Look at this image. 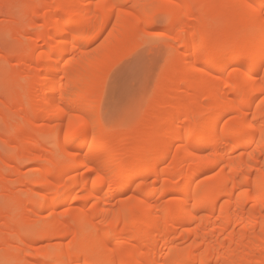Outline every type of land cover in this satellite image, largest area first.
<instances>
[{
  "label": "bare ground",
  "instance_id": "bare-ground-1",
  "mask_svg": "<svg viewBox=\"0 0 264 264\" xmlns=\"http://www.w3.org/2000/svg\"><path fill=\"white\" fill-rule=\"evenodd\" d=\"M26 1L23 8L28 7L31 23L27 30L19 26L17 33L25 37L21 33L27 34L30 26L32 37L24 50L14 45L16 50H5L4 58L24 67L9 71L8 94L20 87L25 96L13 95L20 103L10 104L12 94L4 97L0 83V154L5 151L22 163L52 164L46 159L48 148L62 138L60 164L40 168L35 163L33 169L44 186L39 196L55 215V234L46 239L82 240V260L72 246L61 250L67 264H264V0ZM12 2L2 0L1 6ZM42 11L47 16L39 26ZM159 15L169 34L150 41L169 40L166 46L178 48L147 117L123 128L124 137L114 135L98 121L101 86L110 65L120 61L118 56L140 33L155 26ZM215 24L221 28L211 37L209 28ZM229 69L231 76L223 83ZM178 112L182 118L170 119ZM228 115L232 119L224 121ZM14 120L26 124L10 130ZM46 127L51 130L47 137ZM176 143L182 144L174 155L176 168H160ZM10 160L0 157L3 171ZM66 161L70 165L62 166ZM23 166L17 167L20 178L4 188L8 205L0 211V221L5 212L16 213L10 214L11 221L3 219L9 222L7 229L16 228L20 209L36 213L42 207L32 199V189L25 190L24 200L17 197L19 186L34 184L38 176L34 172L27 176L30 181L23 179ZM77 168L86 170L81 177L73 174ZM216 168L215 177L201 179ZM3 171L0 183L6 181ZM65 191L69 194L59 197ZM164 191L181 193L174 203L160 204L154 196ZM127 192L141 198L119 199ZM70 200L81 205L64 216L56 214ZM81 227L100 233L93 247ZM6 245L12 249L11 240Z\"/></svg>",
  "mask_w": 264,
  "mask_h": 264
},
{
  "label": "rangeland",
  "instance_id": "rangeland-1",
  "mask_svg": "<svg viewBox=\"0 0 264 264\" xmlns=\"http://www.w3.org/2000/svg\"><path fill=\"white\" fill-rule=\"evenodd\" d=\"M12 1H13L12 5L13 4L14 5L13 6L12 5L7 6V7L4 6V8H6V9H4L3 5L1 6L2 0H0V42L4 43V45H5L4 46L3 44L0 43V45L2 46V47L0 46L2 48V51L0 52V83L3 86L2 89L4 88L3 89L4 91L2 89H0V90H2L3 95L5 93L6 96L4 95V97L9 98L10 94H12L11 98H10L11 100H9L8 98H6V99L9 100V103L13 102L10 104H15L16 102L20 103V101H17L18 99H15V98L13 99L12 98V97H14L13 95H15L17 98L18 97L20 98L21 95L25 96V95H23L24 92L21 91V88L19 87L17 90L14 91L15 93L13 92L14 94L11 92H10V94H8V90H9L8 87L9 86H7L8 85L7 82L9 79V71L14 67H20L21 65L17 64L16 60H10L8 63H5V61H4L5 54H6L5 50H6L7 54L9 52H11V49L16 50V49H13L15 46L19 47L17 49L24 50V48L26 47V44L30 41V37H32L31 32L33 30L30 29L31 27L29 26L27 34L30 31H31L30 32L31 34L29 33L27 35V34H25L26 32L23 33L24 30L23 31L21 30L23 34L21 33V31L19 33H21V35H23L25 37L19 36V34L17 33L19 31V26L22 27L20 29H23V27H25V26L26 27L24 29L27 28L28 24L31 23V17H30L31 15H29L31 13L29 12V10H27L28 9L27 6H26L27 8H23L24 5H27L26 0H25L26 4H24V5H23L24 0H12ZM25 12H28V13H25ZM40 13H41L40 18H38V20H36V21H37V24L39 26H41V25L43 26L44 21H45L44 18L47 15L44 11H42ZM24 16L25 17L29 16V18H27V17L24 18ZM20 18L23 19L22 22H21L22 19H20ZM24 20L27 22H25ZM165 22H166V20H165L164 16L159 15L156 18L155 26L151 30H149L145 33H140L138 35L137 39L135 40L134 44L131 47L127 48V50L124 49V51L122 52V55L120 54V56H118V57H121L120 61L118 58H117L118 62H116L114 60L115 62H113V64L110 65L111 67L107 71L106 80L102 84L101 89H100V92L102 93L103 99L98 106V107H100L99 108L100 109V115H99L98 121L103 126L104 129H107V130L112 129L113 132L115 133L114 135L118 134L121 136V134L123 133L122 132L123 128L130 126L131 124H135L141 118L147 117V114L149 113L151 108L154 107L153 95L155 93L156 87L158 86V83L160 82V80H162L164 78L163 76H165V74L167 73L166 64H168V62L171 59L172 54L175 52L176 48H178V45H174V44L172 45L173 48L171 46L170 47L166 46L165 44L169 40L164 41V42H160V41H158V40H160L159 38H156V39L154 38L152 42L150 41L149 38L151 36H155L157 34H169V31L166 30ZM227 23L230 24L229 22H227ZM234 27H236V26H233V29H234ZM220 28L221 27L217 26L216 24L211 26L209 28V36L212 37V36L218 35ZM252 32L255 33L256 30L254 29V31H252ZM254 33H252V34H254ZM230 40H231V35H229L224 40V42L226 43L225 49L230 47ZM101 41H99V42L101 43ZM99 42L95 43L94 45H96V46L99 45L100 44ZM13 45H14V47H12ZM3 50H4V52H3ZM130 50H131V54L129 53ZM21 67H23V66H21ZM32 73H31V75H32ZM230 74H231V69L224 72V74L222 76L224 79L223 83H224V81H228L227 77H230L231 76ZM171 76L173 77L172 74L169 75L170 78H171ZM20 81L22 82V81H24V79H21ZM221 83H222V81H221ZM1 85H0V87H1ZM4 86L7 87L6 92H5ZM0 93H1V91H0ZM0 98H1L0 100L3 101V99H4L3 96ZM25 99H27V98H24L23 100H25ZM12 100H14V101H12ZM6 102L8 103V101H6ZM25 102H28V100H26ZM9 103H8V105H9ZM170 105H171V103H170ZM170 105L166 104V105H164V107L162 106L163 111L166 112V110L169 109L168 107ZM29 109H30L29 116H31L33 110L31 107H29ZM216 109L213 110V113L216 111ZM171 116H169V117H170V119L174 118L173 120H177L179 118H182L181 117L182 114H180V112H178L176 114L173 113L174 117L173 116L171 117ZM231 119H232V115L231 116L228 115L224 121H229ZM168 120L169 119H167V121ZM12 122L14 123L15 120ZM13 123H12V127L10 126V130L11 129L12 130L18 129L19 127H22L23 125L26 124L25 121H22L20 124L18 122H17L18 124L16 122L14 124ZM166 123H167L166 120L163 121V123H162L164 128L166 126ZM0 126H1V122H0ZM46 128L48 129V131L44 134L45 137H47L46 134L51 131V130H49L50 129L49 127H46ZM0 129H2V128L0 127ZM182 131H183V129H182ZM119 133H121V134H119ZM182 133H184V131ZM122 135H123L122 137L125 136L124 134H122ZM181 135H183V134H181ZM35 136L36 135L33 136V134H31L29 138L33 139V138H35ZM44 139L46 140V138H44ZM61 140H62V138L57 139L52 144V146H50L48 148L49 152L47 154L49 156L47 155L46 159L48 158L47 160H49V159L52 160L53 162L52 161L51 162L53 165H58L61 162L60 158L58 157V150L60 148ZM28 141H29V139L26 140L25 142H28ZM179 144H180V146H182L181 143H176L169 150L168 159L160 168H162V169H168L169 168L170 170H174V168H176V164H175L176 160H175L174 155H175L177 149L179 148ZM88 146L89 145L87 144L84 147V150H86V148H88ZM6 150H8V149L6 148ZM4 152L5 151L2 152L3 153L2 155L0 154L1 159H4V158L7 160L11 159L10 161H12V163L8 162L9 165H8V168L5 169V171H3V169L0 167V171H3L4 175L6 176V181L3 183H0V187L2 188V189H0V211H4L3 209H4L5 204L8 205V202H7L8 198L5 196V189L4 188H6V185H11L13 182L17 181L20 178L17 174V170H18L17 167L21 168L20 164H21V166L25 165V166H23L24 168L22 167V169H24L23 170L24 173L22 175V178L25 176L29 177L34 172L38 176L35 178L34 184L31 185V183L28 182L29 183L28 184L26 182L27 187H20L19 186V188H21V192H19L17 197L20 200L21 199L24 200L26 195H27L25 190H27V188L32 189L34 191V193L31 196L32 199H34V202L36 200H40L39 204L41 203L42 207L39 208L40 211L36 212V213H35V211H33L34 213L33 212L28 213V210L25 208L20 209L19 212H20L21 217L23 219L28 217L29 220L26 222V220L25 221L19 220L21 217L19 219L15 218L17 226L14 230L13 229H7L6 226H9L8 225L9 222L7 223L8 220L7 221H5V220L10 219V221H11V218H14V216H11V215H16V213L5 212L6 214L4 215V218H3L5 220L2 219L1 220L2 222L0 221V223H1L0 224V234H1L0 235V259L4 260L3 261L4 264H42L44 262L47 264H67L68 259L63 258L61 250H63V249L65 250V248L72 246L74 249L73 252L79 251L80 258L82 260L85 255L81 251L82 250V240L81 239H74L73 237H68L64 240H60L58 237H53L52 239H49V240L46 239V236L48 234L54 232L53 230H51V228L53 227L52 218L55 215L53 214V211L48 208L47 201H44L39 196V195H43L45 193L43 191L44 186L41 184L42 179H41L40 173L36 172L33 168H35L36 165H37V167L39 165L40 168H48V167H51L52 164H50L48 162H44V161L43 162L38 161L39 163H41V162L42 163L39 164V163L35 162L36 163V165H35V163L32 160L31 161L34 164H31L30 160L23 161L26 163H22L21 161L17 162V159L14 160V158L13 157L10 158V156L8 158L6 156L7 153L6 152L4 153ZM33 165H35V166L33 167ZM68 165H70L69 161H66L62 164V166H64V167L68 166ZM73 171H74L73 174H76V175L81 177L83 175V173H85L86 170L85 169H78V170L74 169ZM219 171H220V168L219 169L216 168V170H214L212 173L203 176L201 179H207V178L211 179V178L215 177L219 173ZM28 177L26 179L29 180ZM25 178H23V179H25ZM179 180L177 181V186L179 187V189H182V188H184V181L182 179H179ZM28 185H30V186H28ZM158 186H161V185H158ZM48 193H50V192H48ZM164 193L158 192V194H156L154 196L155 200H160V204L161 203L162 204L174 203L176 198L180 195L181 192L164 191ZM167 193H170V194H167ZM59 194H60L59 197L60 196H66L69 194V192L65 191V192H61ZM54 197L55 196L50 195L49 199L53 200ZM56 197H58V196H56ZM119 197H120L119 199H121V200L131 201V202H137L138 199L141 198V197L134 195L133 192H127L125 194H121V196H119ZM70 201H68V203L64 204V206H62L60 208V210L56 212V214H59V216H64L66 214H69L73 208L79 207L81 205V204H77L79 202H73L72 200H70ZM91 203H93V202L90 201L88 206H91L92 205ZM33 207H34V204H33ZM30 208L33 209L32 206ZM24 209L26 211H24ZM95 221L97 224L99 223L98 219H96ZM5 224H7V225H5ZM82 230H83L82 231L83 234H88L91 236V238H92L91 241H93V242L90 243V245L91 244L93 245L95 243L94 242L96 239L95 237L100 236V233L93 232V229L82 228ZM6 234H8V235H6ZM52 234H55V233H52ZM18 237H20V238H18ZM6 239H8L9 241L11 240V245L13 244L12 249L6 245V243L8 241L7 240L5 243ZM19 239L20 240L22 239L23 242L21 241V243H20ZM92 245L90 246V248L93 247ZM100 254H101V251L98 252V255H100ZM81 260H80V264H83V261H81ZM91 262H94V261L92 260ZM113 263H110V264H113Z\"/></svg>",
  "mask_w": 264,
  "mask_h": 264
}]
</instances>
